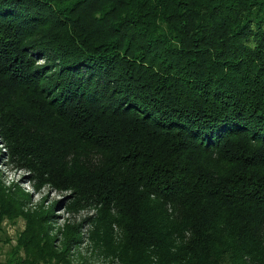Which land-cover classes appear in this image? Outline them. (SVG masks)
<instances>
[{
    "label": "trees",
    "instance_id": "1",
    "mask_svg": "<svg viewBox=\"0 0 264 264\" xmlns=\"http://www.w3.org/2000/svg\"><path fill=\"white\" fill-rule=\"evenodd\" d=\"M0 145V264H264V0H0Z\"/></svg>",
    "mask_w": 264,
    "mask_h": 264
},
{
    "label": "rangeland",
    "instance_id": "2",
    "mask_svg": "<svg viewBox=\"0 0 264 264\" xmlns=\"http://www.w3.org/2000/svg\"><path fill=\"white\" fill-rule=\"evenodd\" d=\"M0 149H2V146L0 145ZM0 155V162L2 161ZM0 169L2 172L5 173V169L3 166L0 164ZM13 169V168H12ZM28 173L25 172L24 170H16L13 169L10 173L9 171L6 172V178H7V183H18L20 187L31 194L32 196V205L35 203H39L42 200L44 201V205L47 206L51 202H58L64 200V198L68 195L65 193L59 194L55 192L54 190H50L49 187H40L39 190H36L35 187L31 182H29L26 177ZM68 200L65 199L62 205H59L57 208H55L53 214L55 216V221L57 226L63 225L66 220H69L71 223L72 222H80L81 220L85 219L86 217L93 216L95 214V210L93 209H82L79 212H69L68 208L66 207ZM25 227V222L23 219H18L14 223H7L5 224V231L11 241V245L15 244V239L16 237L20 234V232L24 229ZM83 233L88 232L90 229L89 224H84L83 225ZM87 230V232H86ZM86 240V239H85ZM9 245H5L3 247V251H8ZM91 246L89 241H85V243L82 244L79 252L82 254V256L88 257L90 259L91 264H111L110 259H106L100 255L97 256H91ZM91 256V257H90ZM113 264H117L116 262Z\"/></svg>",
    "mask_w": 264,
    "mask_h": 264
}]
</instances>
